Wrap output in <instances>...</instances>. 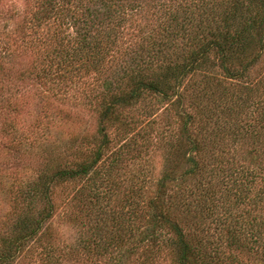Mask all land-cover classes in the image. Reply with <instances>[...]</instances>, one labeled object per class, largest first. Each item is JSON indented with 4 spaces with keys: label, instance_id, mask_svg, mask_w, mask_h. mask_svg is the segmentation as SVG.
<instances>
[{
    "label": "trees",
    "instance_id": "obj_1",
    "mask_svg": "<svg viewBox=\"0 0 264 264\" xmlns=\"http://www.w3.org/2000/svg\"><path fill=\"white\" fill-rule=\"evenodd\" d=\"M159 1L163 22L152 26L147 43L129 46L135 59L121 74L111 70L114 85L103 80L99 125L87 151L20 190L27 208L0 239V264H16L34 245L35 262L57 264L50 224L58 205L69 203L56 204L53 189L70 181L80 183L69 197L88 228L64 252L69 258L264 264V75L253 78L264 46V0ZM38 3L33 29L57 23L59 39L47 58L53 73L106 72L102 52L124 42L122 0H89L93 8L80 0ZM134 4L130 11L144 9L141 0ZM70 20L73 33L65 31ZM148 96L155 103L144 109L149 120L126 117ZM159 106L164 132L153 123ZM154 147L162 153L157 176L127 167Z\"/></svg>",
    "mask_w": 264,
    "mask_h": 264
},
{
    "label": "rangeland",
    "instance_id": "obj_2",
    "mask_svg": "<svg viewBox=\"0 0 264 264\" xmlns=\"http://www.w3.org/2000/svg\"><path fill=\"white\" fill-rule=\"evenodd\" d=\"M39 1L0 0V239L10 234L11 223L26 211L27 206L19 199L20 190L36 181L40 174L53 170L65 158L72 159L80 150L87 151V141L99 125L100 94L106 90L103 80H110L114 85L116 77L111 75V70L121 74L135 59L129 46L147 43L153 34L152 26L163 22L162 7L160 10L156 4L159 0H141L142 11L135 8L130 11L135 7L132 6L134 1L139 0H122L128 8L125 9L126 26L121 33L124 42L102 52L107 53L102 62V70L106 72L92 71L90 67L86 71L84 67L59 75L53 73L47 60L59 39L57 23L48 20L51 24L48 29L44 23L39 24L36 31L33 29L34 18L39 14ZM88 2L80 0L82 7L93 8ZM7 8L9 11L5 13ZM70 22L65 31L73 33L76 25ZM5 40L10 44L8 51ZM253 72V78L264 75V46ZM153 104L154 97L148 96L134 108L126 109L125 115L145 123L150 118L145 116L144 109ZM160 106L153 123L164 132L165 116L160 114ZM161 154L157 149L150 150L147 156L133 158L134 164L129 160L127 167H147L153 170V177L157 176ZM58 183L53 189L54 201L69 204L58 205L50 224L56 247L53 258L57 264H91L82 253L77 259L64 254L69 247H77L88 225L85 215L78 211V204L69 197L80 183ZM39 249L34 245L16 264H39L33 255L36 254L33 250Z\"/></svg>",
    "mask_w": 264,
    "mask_h": 264
}]
</instances>
